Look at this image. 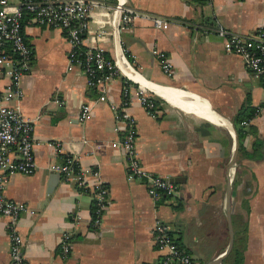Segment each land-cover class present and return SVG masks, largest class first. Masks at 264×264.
<instances>
[{
    "label": "crops",
    "instance_id": "crops-1",
    "mask_svg": "<svg viewBox=\"0 0 264 264\" xmlns=\"http://www.w3.org/2000/svg\"><path fill=\"white\" fill-rule=\"evenodd\" d=\"M95 1L84 44L101 46L117 67L103 84L88 86L77 67L67 69L68 44L61 30L24 27L33 48L31 68L19 79L23 95L9 105L36 118V169L10 172L5 194L33 211L19 220L25 263H156L166 252L153 237L160 219L180 238L192 264H207L228 243L225 200L231 176L232 221L239 212L234 237L237 230L245 236L238 242L241 264H264V77L255 75L241 55L226 52L217 34L220 26L244 34L264 27V0ZM118 2L169 23L155 27L137 17L130 29L116 30L112 20L119 23L120 16L107 4ZM164 60L171 73L164 70ZM8 81L0 76V91ZM125 88L142 165L168 180L180 178L173 181L177 191L166 199H154L140 179L127 176L123 131L112 108ZM141 88L156 101L153 111L141 102ZM81 103L92 107L84 122L77 119ZM254 107L258 112L239 140L234 117ZM232 126L238 137L235 151ZM57 140L63 144L60 152ZM65 154H76L83 169H98L99 178L90 175L85 185L65 181L49 168ZM98 179L109 195L94 228L92 194ZM6 223L0 213V264H10ZM227 255L216 264H224Z\"/></svg>",
    "mask_w": 264,
    "mask_h": 264
},
{
    "label": "built area",
    "instance_id": "built-area-1",
    "mask_svg": "<svg viewBox=\"0 0 264 264\" xmlns=\"http://www.w3.org/2000/svg\"><path fill=\"white\" fill-rule=\"evenodd\" d=\"M97 4L95 0H0V76L9 79L7 85L0 91V213L7 218L10 264H26L22 251L24 237L19 230V220L22 213L33 211L27 202L7 197L5 186L8 174L13 171L32 173L36 169L34 156L36 118H27L18 109L9 105L11 99L23 95L19 79L31 68L33 48L25 36L24 27L35 24L61 30L68 44L67 69L72 70L77 67L84 73L88 86L100 85L117 74V67L115 60L112 63L105 57V50L101 46L87 48L84 44L85 33L92 17V8ZM107 6L120 16L119 23L112 20L116 30L130 29L137 17L149 19L155 27H165L169 23L165 17L139 12L122 2ZM217 34L224 39L226 52L241 55L247 67L255 75L264 77V27H257L252 33L244 34L231 32L220 26ZM105 66L110 68L107 72L95 74ZM163 68L171 73L169 62L164 60ZM138 94L147 109L152 107L153 101L143 88L138 89ZM129 103L130 95L127 88L121 101L112 103L117 127L123 131L120 144L126 159L127 176L129 179H140L148 193L156 200L160 198L162 191L172 196L177 191L176 184L146 169L139 159L135 145L136 119L129 110ZM258 109V107L255 109V114ZM91 115V105L81 103L77 119L84 122ZM243 122L248 123L249 119ZM53 143L58 152L63 150L61 141L57 140ZM49 168L60 173L65 181L78 185H85L90 175L99 178L98 169H83L79 166L76 154H65L63 161L53 162ZM108 195V187L98 179L93 186L92 194L95 218L91 217L90 225L94 228L99 227ZM153 237L157 247L166 251L161 264L174 262L191 264V255L175 249L171 243L169 227L160 219H157L153 228Z\"/></svg>",
    "mask_w": 264,
    "mask_h": 264
},
{
    "label": "trees",
    "instance_id": "trees-1",
    "mask_svg": "<svg viewBox=\"0 0 264 264\" xmlns=\"http://www.w3.org/2000/svg\"><path fill=\"white\" fill-rule=\"evenodd\" d=\"M104 55L106 58H108L112 63H114V59L110 56H108V54L106 52H104ZM110 68L108 66H105L102 70H99V71H96L95 74L96 75H99V74H102V73H105L109 70ZM126 80V79H124ZM153 101V99H152ZM156 101L154 100L153 101V105L152 107H148L149 111H153L154 110V103ZM254 112H255V107L254 108H245V109H242L238 112V114L234 117V124H235V127H236V130H237V134L239 136V140L243 137V132L245 130V128H247L248 125H246V123H244L243 121L244 120H250L251 118H253L254 116ZM249 124V123H247ZM240 146V145H239ZM241 148L239 147V150ZM236 185V184H235ZM168 197L167 194L161 193V196L158 200H163V199H166ZM92 218L94 219L95 218V213H94V205L92 204ZM249 210V207H247V211ZM235 211L234 214H233V223L237 220L238 222V217L236 219V216L238 215L239 212ZM169 235H170V239H171V243L173 244V246L175 247V249H178V250H183L185 252H188L185 248V246L181 243V240L180 238L176 237L174 232L169 229ZM245 240V236L244 234L241 235L240 232L237 230L235 231V237H234V244H233V247L230 251V253L227 255V257L225 258L224 260V264H241L242 262V259H243V249L239 248L238 247V242H244ZM163 258V256H162ZM162 258L159 262H156L155 264H161V261H162ZM192 264V262H191Z\"/></svg>",
    "mask_w": 264,
    "mask_h": 264
},
{
    "label": "water",
    "instance_id": "water-1",
    "mask_svg": "<svg viewBox=\"0 0 264 264\" xmlns=\"http://www.w3.org/2000/svg\"><path fill=\"white\" fill-rule=\"evenodd\" d=\"M233 131H234V135H235V149H234V151H235L237 144H238V137H237L236 131L234 130V127H233ZM179 179H180L179 177H170L169 178L170 181H179ZM231 191H232V178L230 176L228 181H227L226 200H225V214H226V218H227V226H228V234H229L228 243H227L226 247L221 252H219L215 257L210 259L207 264L221 263L224 256L227 255L233 247L234 227H233V221H232ZM87 240L90 241L89 239H87Z\"/></svg>",
    "mask_w": 264,
    "mask_h": 264
},
{
    "label": "bare ground",
    "instance_id": "bare-ground-1",
    "mask_svg": "<svg viewBox=\"0 0 264 264\" xmlns=\"http://www.w3.org/2000/svg\"><path fill=\"white\" fill-rule=\"evenodd\" d=\"M126 69H128V70H127V73H128L130 76L135 77L134 73H133L131 70H129V68H126Z\"/></svg>",
    "mask_w": 264,
    "mask_h": 264
},
{
    "label": "rangeland",
    "instance_id": "rangeland-1",
    "mask_svg": "<svg viewBox=\"0 0 264 264\" xmlns=\"http://www.w3.org/2000/svg\"><path fill=\"white\" fill-rule=\"evenodd\" d=\"M14 1V0H13ZM234 198V197H233ZM234 201H235V199H234ZM235 208H236V206H235ZM227 241H228V230H227Z\"/></svg>",
    "mask_w": 264,
    "mask_h": 264
}]
</instances>
